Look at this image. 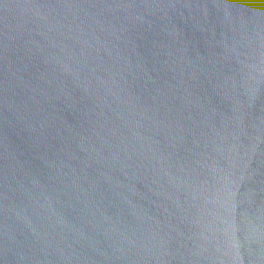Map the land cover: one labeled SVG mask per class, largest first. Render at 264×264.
I'll list each match as a JSON object with an SVG mask.
<instances>
[{
  "label": "water",
  "instance_id": "95a60500",
  "mask_svg": "<svg viewBox=\"0 0 264 264\" xmlns=\"http://www.w3.org/2000/svg\"><path fill=\"white\" fill-rule=\"evenodd\" d=\"M0 264H264V0H0Z\"/></svg>",
  "mask_w": 264,
  "mask_h": 264
}]
</instances>
